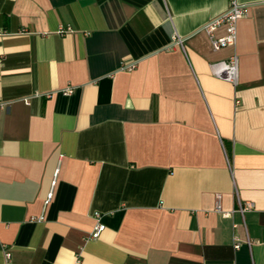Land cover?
Listing matches in <instances>:
<instances>
[{
    "label": "crops",
    "instance_id": "1",
    "mask_svg": "<svg viewBox=\"0 0 264 264\" xmlns=\"http://www.w3.org/2000/svg\"><path fill=\"white\" fill-rule=\"evenodd\" d=\"M239 1L214 51L230 0H0V264H264V0Z\"/></svg>",
    "mask_w": 264,
    "mask_h": 264
},
{
    "label": "built area",
    "instance_id": "2",
    "mask_svg": "<svg viewBox=\"0 0 264 264\" xmlns=\"http://www.w3.org/2000/svg\"><path fill=\"white\" fill-rule=\"evenodd\" d=\"M249 13V5L241 3L239 0H230V5L225 13L219 15L218 17L208 21V23L202 28L208 35V39L210 41L211 49L214 51H219L221 48L232 47L236 45L237 42V24L238 21L244 17H246ZM220 26H225V34L223 36H216L215 32L220 28ZM71 27L67 29L70 31ZM64 30L62 29V32ZM72 31V30H71ZM173 46L182 45L183 39L180 37L173 38ZM136 65H123L122 69L124 70H132ZM211 70L213 75L221 80H224L233 86H236L239 82V57L234 54L227 60H222L211 65ZM63 94L68 95L73 93V88L68 87L61 91ZM27 103H29V99H26ZM236 106L240 107L241 102L236 101ZM49 197H52V193L49 194ZM220 195L217 198V207L216 210L218 212H222L221 210V202ZM253 204L250 202L240 203L238 211L242 214L251 210ZM224 216H230L228 212H222ZM96 224L89 235V239L96 240L99 239L102 233L106 230V226L101 222V215L96 214ZM248 245L251 247L252 243L250 240L247 241ZM241 246L240 241H236L235 248H239ZM3 264H13L11 248L6 245L3 246Z\"/></svg>",
    "mask_w": 264,
    "mask_h": 264
}]
</instances>
